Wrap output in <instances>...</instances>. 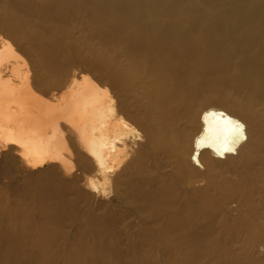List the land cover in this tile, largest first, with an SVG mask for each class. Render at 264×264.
Wrapping results in <instances>:
<instances>
[{"label": "bare ground", "instance_id": "1", "mask_svg": "<svg viewBox=\"0 0 264 264\" xmlns=\"http://www.w3.org/2000/svg\"><path fill=\"white\" fill-rule=\"evenodd\" d=\"M0 264H264V0H0Z\"/></svg>", "mask_w": 264, "mask_h": 264}]
</instances>
